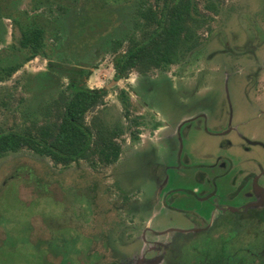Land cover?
<instances>
[{"label":"rangeland","instance_id":"1","mask_svg":"<svg viewBox=\"0 0 264 264\" xmlns=\"http://www.w3.org/2000/svg\"><path fill=\"white\" fill-rule=\"evenodd\" d=\"M78 1L81 4L64 11L38 7L37 13L50 20L56 32L47 36L44 58L25 62L0 81V131H34V125L52 112L50 105L59 92L74 80L105 91L94 113L105 128L123 130L115 139L120 155L110 165L96 158L60 165L24 148L2 154L0 264H108L99 257L116 248L121 193H126L119 181L146 194L148 202L159 177L184 188L192 184L196 170L170 168L177 157L187 156L194 164L229 156V151L240 158L246 155L241 139L235 138L236 145L227 150L219 146L222 138L206 134L197 121L179 128L180 144L167 134L149 144L160 134L154 132L161 124L158 119L165 118L172 129L175 121L203 113L208 129L216 118L222 129L229 110L237 122L264 107L249 106L243 98L254 74L259 78L252 95L259 97L263 91L264 0H194L193 44L187 40L183 46L189 48H180L174 62L143 75L130 70L117 80L111 65L113 50H124L130 36L140 35L137 0L104 7H94L93 0ZM11 7L31 11V2L15 0ZM94 16L104 21L103 31L92 36L83 26ZM18 37L10 20L0 18V62L17 57L9 50H14ZM131 86L138 94L149 93L140 98L131 94ZM91 115L86 114V121ZM133 133L135 140L130 139ZM251 149L261 154L258 147Z\"/></svg>","mask_w":264,"mask_h":264},{"label":"flooded vegetation","instance_id":"2","mask_svg":"<svg viewBox=\"0 0 264 264\" xmlns=\"http://www.w3.org/2000/svg\"><path fill=\"white\" fill-rule=\"evenodd\" d=\"M258 78L257 74L251 76L245 95L241 92L249 106L264 105V86L259 97L251 91ZM134 88L131 86V94L140 98L149 93L138 94ZM249 114L233 122L229 110L222 129L219 118L208 129L203 113L175 121L172 129L165 118L158 119L161 124L154 132L160 130V134L149 144H157L166 134L177 137L180 144L179 128L197 121L206 134L222 138L219 146L227 150L236 145L235 138L241 139L246 155L240 158L229 151V156L218 155L210 162L194 164L187 156L177 157L170 168H183L188 173L196 170L192 184L184 188L159 177L148 202L146 194L119 181L127 194L121 193L116 248L100 253L99 258L108 264H264V107ZM122 134L123 130L118 137ZM136 135L133 133L130 139H137ZM117 144L116 158L102 164L110 165L118 159L121 147ZM253 146L260 149V155L253 154ZM103 255L107 256L105 260Z\"/></svg>","mask_w":264,"mask_h":264},{"label":"trees","instance_id":"3","mask_svg":"<svg viewBox=\"0 0 264 264\" xmlns=\"http://www.w3.org/2000/svg\"><path fill=\"white\" fill-rule=\"evenodd\" d=\"M14 1L0 0V18L9 19L19 33L14 50L8 49L17 57L0 62V81L8 79L30 59L46 56L45 41L47 36L55 34L56 26L37 13L39 6L49 5L64 11L81 4L78 0H30L31 11H26L12 8ZM127 1L93 0L91 3L94 7H104ZM134 9L140 18V35L138 38L130 36L124 50H113L111 65L114 78H125L130 70L143 75L149 69L160 68L173 62L180 48H189L183 46L187 40L190 39V44H193L191 24L195 22L192 15L196 12L194 0H137ZM102 21L104 18L101 16H94L93 21L83 27L92 31V36L100 34L103 31ZM77 35L80 36L79 31ZM104 92L102 88H88L79 81L70 80L50 105L52 112L45 115L41 123L34 125V131H0V156L24 148L60 165L90 157L101 162L115 159L119 151L115 138L122 133V129L115 126L105 128L94 113L103 102ZM123 103V114L127 116V103ZM88 113L92 115L86 121Z\"/></svg>","mask_w":264,"mask_h":264}]
</instances>
